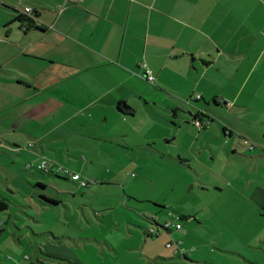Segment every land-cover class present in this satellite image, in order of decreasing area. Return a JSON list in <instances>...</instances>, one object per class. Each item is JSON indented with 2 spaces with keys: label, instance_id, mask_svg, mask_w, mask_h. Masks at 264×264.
<instances>
[{
  "label": "crops",
  "instance_id": "1",
  "mask_svg": "<svg viewBox=\"0 0 264 264\" xmlns=\"http://www.w3.org/2000/svg\"><path fill=\"white\" fill-rule=\"evenodd\" d=\"M58 4L61 10H56ZM1 7L9 19L0 17V150L10 151L6 144L27 146L33 137L39 143L35 160L40 153L50 157V148L61 146L52 158L82 167L88 161L101 167L96 153L89 158L84 142L96 152L138 149L145 156L156 151L176 163L190 152L195 167L194 160L210 170L215 167V174L210 216H197L201 224L210 220L214 230L207 241L195 242L193 252H173L154 242L139 250L127 238V244L118 243L125 233L119 240L107 236L100 209L91 215L82 209L87 225L73 232L79 242L48 240L44 253L39 247L33 255L36 260L0 264H264V0H0ZM26 7L30 12L25 17L39 28L20 29ZM139 62L146 63L154 83L142 77ZM212 99L238 111L257 109L263 116L240 118L242 129L231 121L221 133L211 124L198 130L191 120L203 111L212 122L210 103L218 105ZM43 124L50 126L47 139ZM179 134L189 141L180 142ZM245 140L255 147L248 148ZM162 142L178 146L165 150ZM228 150L231 161L219 166ZM208 152L211 159H202ZM118 186L124 188L123 183ZM58 187L72 195L79 188ZM129 193L135 199L127 196L133 201L129 209L156 214L155 220L162 222V209L170 207L164 199L137 208L146 198ZM182 217L183 212L173 218L167 230L180 233H171L174 241L191 234L179 222ZM177 223L181 229L175 228ZM135 235L141 238L139 232ZM234 252H242L241 258Z\"/></svg>",
  "mask_w": 264,
  "mask_h": 264
},
{
  "label": "rangeland",
  "instance_id": "2",
  "mask_svg": "<svg viewBox=\"0 0 264 264\" xmlns=\"http://www.w3.org/2000/svg\"><path fill=\"white\" fill-rule=\"evenodd\" d=\"M15 6L21 8L18 2L15 3ZM4 11L7 10L1 7L0 17H8L9 14L7 15ZM189 99L187 98L185 101L187 105L191 104V99ZM203 104L205 103L203 102ZM210 105L213 107L212 115L214 118L212 122L209 121L204 127L209 128L210 124L214 125V130L219 133L222 132L224 124L231 121L237 122V127L242 129L244 126L241 124L240 118H246L247 115L263 116V112L257 109L238 111V109H230V106L228 108L224 104L214 106L213 103H210ZM229 105L231 104L229 103ZM198 128V130H201V127ZM41 129V133L45 134L46 139L49 138L50 132L48 130L50 126L43 124ZM30 138L31 140L26 143L27 146L24 144L21 145V148L15 149L11 144H6L10 151L0 150V199L4 198L7 202V208L0 211L1 263H8L15 259L23 261L24 257H29L30 261L36 260V255L35 257L33 255L39 254V247L41 252L44 253V246L48 240L60 243L63 241L67 243L79 242L77 240L80 239H77L78 237L73 232L81 230L82 224H86L82 217V209H85L90 215L100 209L102 226L106 235L114 236L119 240L117 236L125 233L118 243L124 242L127 244L128 241L131 244H137L139 250H142V245L148 246L151 242H154L157 246L172 243V246H166V249L173 250V252L176 249L181 252L186 249L187 252L188 250L193 252L197 249L195 242L207 241L214 230L211 229L210 220H206L201 224L198 223L197 216L203 219L210 216L211 196L214 194V188L210 184L214 181L213 174L215 173L213 169L215 167L210 170V168L202 167L199 162L194 160L197 165L195 167L190 152L183 157L184 160L176 163L169 156H160L156 151L145 156L139 155L141 150L138 149L132 152L131 150L108 149L96 152L92 149L94 147L92 143L84 142L89 158L96 153L95 158L101 167H94L89 161L86 164L88 167H82L79 162L67 166L52 158L62 149L61 146H52L50 157L40 153L35 160L33 153L39 143L34 141L33 137ZM178 138L183 143L189 141V137L182 134H179ZM108 141L109 139H107ZM0 143H2L1 139ZM162 143L165 150H174L178 146ZM218 143L220 146L222 145L221 141ZM247 144L250 149L256 145L252 141H247ZM244 148L246 147L244 146ZM230 151L228 150L220 156L219 166H224V164L231 161ZM164 152L167 153V151ZM193 152L197 154L196 149ZM207 157L209 160L211 159L209 152L203 155L202 159ZM43 160L47 162L48 168L51 167V173L40 171L39 164ZM74 160L77 161V159ZM138 163H141L142 166L136 167ZM27 164H32L33 167H27ZM59 167H62L65 171L59 170ZM69 173H78L80 179L86 182V186H80L79 181H73ZM111 179L114 182H110ZM101 183L107 184L100 185ZM119 183H123L124 188L118 186ZM59 185H64L63 188L65 189L79 188L74 195L65 194L58 191ZM225 189H227L228 194L232 190L228 186ZM129 192H138L139 196L146 198L147 203L134 205L137 208L152 207V203H155L154 199H164L161 202H165L166 206L170 207L162 209L165 216L162 222L159 223L155 220L158 217L156 214L147 215L129 209L128 207L133 206V201H135ZM225 194L223 193V195ZM44 196L47 198L53 197L58 204L52 205L44 202ZM127 196L133 198V201L128 199ZM122 201H125V203L122 204ZM199 209H202L201 212H197ZM182 212L185 217L179 219V222L183 228H189L191 234L185 240L179 238L178 241H174L171 233L177 234L178 237H180V233L175 230H170L171 233L168 232L164 229V224L174 222L173 218L176 220ZM145 216H148V218ZM149 218L156 226L153 224V227L149 224ZM146 224L150 226L148 227L150 231L145 230V232L139 228ZM252 226L253 223H250L247 229H251ZM127 229L134 231L135 234L139 232L141 238L134 233L131 236L127 235ZM108 231H111L112 234ZM241 233L249 234L243 230H241ZM156 234H158L157 237H155ZM138 253L141 252L138 251ZM234 253H236L235 256L241 258L242 252ZM251 253L252 251L244 254L249 256ZM253 254L257 255V253ZM25 263L29 264V261H25ZM46 263L56 264L51 260H47Z\"/></svg>",
  "mask_w": 264,
  "mask_h": 264
},
{
  "label": "built area",
  "instance_id": "3",
  "mask_svg": "<svg viewBox=\"0 0 264 264\" xmlns=\"http://www.w3.org/2000/svg\"><path fill=\"white\" fill-rule=\"evenodd\" d=\"M70 2H73V3H81L83 0H68ZM62 9V5L58 4L56 5V10H61ZM30 12V8L26 7L24 10H23V13L26 14V13H29ZM30 18V17H29ZM28 24H30L28 21H26V23L22 24L21 25V29L22 30H26L28 27ZM138 66L143 70V75L144 77L150 82V83H153L154 82V79L155 77L153 76L151 70L147 67L146 63L144 62H139ZM208 123V120H204L202 121L201 119H195L194 121V124L197 125L198 127H204L206 124ZM246 142V141H245ZM252 148V146H251ZM30 165L28 164L27 167H29ZM39 168L42 169V170H47L48 167H47V162L45 160H43L40 164H39ZM59 170H63L65 171L62 167H59L58 168ZM69 176L71 177V179L73 181H79V184L80 186H86V182L84 180H81L80 179V175L78 173H69ZM0 224H1V221H0ZM171 226V223L169 222H166L164 224V229H168V227ZM175 228L176 229H181V224L180 223H177L175 225ZM150 231V230H149ZM179 243V242H178ZM167 246L170 245V243H167L166 244ZM177 251V249H176Z\"/></svg>",
  "mask_w": 264,
  "mask_h": 264
},
{
  "label": "trees",
  "instance_id": "4",
  "mask_svg": "<svg viewBox=\"0 0 264 264\" xmlns=\"http://www.w3.org/2000/svg\"><path fill=\"white\" fill-rule=\"evenodd\" d=\"M24 16H22V17H25V14H23ZM17 19H21V17L20 16H17ZM22 19H26V21H28L30 24H28V27L30 28H39V27H37V25H35L34 24V20L32 19V18H29V17H25V18H22ZM142 77L146 80V81H148L145 77H144V75H143V72H142ZM149 82V81H148ZM154 83V82H153ZM197 99V98H196ZM212 101L213 102H215V104H218L217 102H216V100L215 99H212ZM223 104H226L225 102H223ZM195 119H201L202 121H204V120H208V122L209 121H211V119L208 117V116H206V115H204V113H203V111H198L194 116H193V118H192V120H191V122L194 124V121H195ZM246 141V142H245ZM244 141V144H247V140H245ZM28 165V164H27ZM30 166L29 167H33L32 166V164H29ZM40 171H42V172H44V173H51L52 172V169H51V167H49L47 170H42V169H40ZM44 202H46V203H50V204H53V203H55V201H53V200H49V199H44ZM7 208V202H6V200L3 198V199H0V211H3V210H5ZM165 230H168V229H165Z\"/></svg>",
  "mask_w": 264,
  "mask_h": 264
}]
</instances>
